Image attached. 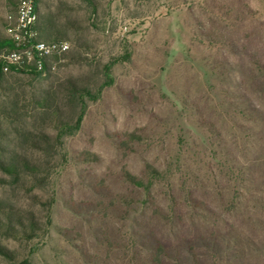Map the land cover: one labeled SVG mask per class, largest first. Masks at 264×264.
<instances>
[{
	"label": "rangeland",
	"instance_id": "rangeland-1",
	"mask_svg": "<svg viewBox=\"0 0 264 264\" xmlns=\"http://www.w3.org/2000/svg\"><path fill=\"white\" fill-rule=\"evenodd\" d=\"M37 1L69 52L0 82V145L48 161L38 189L0 186L40 226L0 237L13 261L264 264V0ZM17 2L0 0V37ZM123 54L77 129L47 151L25 144L57 134L38 99L65 110L64 85L97 90Z\"/></svg>",
	"mask_w": 264,
	"mask_h": 264
},
{
	"label": "trees",
	"instance_id": "trees-1",
	"mask_svg": "<svg viewBox=\"0 0 264 264\" xmlns=\"http://www.w3.org/2000/svg\"><path fill=\"white\" fill-rule=\"evenodd\" d=\"M86 2L92 9L96 10V5L93 0H82ZM37 10H38V1ZM16 7V6H15ZM15 9L13 10L14 13ZM7 26V20L5 19V28ZM47 26V27H46ZM37 31L39 33V38L45 42H57L65 41V36L62 33L55 29L54 26L50 23L41 27L38 24ZM67 42V41H66ZM13 45L10 43V40L5 37H0V51L11 50ZM69 52L63 53L60 57H52L47 62H44V68L41 71H30L24 67H18L17 69L10 70L8 72H3L1 69L0 63V82L2 77L6 73H15V74H34L40 76L43 72H47L50 68L51 63H57L61 61L64 55ZM129 55L123 54L120 58L113 59V62L108 63L103 68V74L105 77V82H103L100 87L92 91L88 86L89 84L78 85L76 83H67L64 85V101H65V110L62 109L57 103L56 100L51 97V95H46L41 99L36 101V108L39 110L40 114H43L47 117V125L54 127L57 130L55 137L50 136L44 131H41L39 134H36L32 137H26L25 144L28 147H31L33 150L47 151L48 149H53L57 147L59 138L69 132L77 129L80 126L82 117L87 108V101L95 102L100 98L101 91L104 87L109 86L112 81L110 79L111 65L115 61L127 60ZM81 55L79 51L72 52L70 59L72 61L81 60ZM119 59V60H117ZM67 109V110H66ZM2 114L3 111H0ZM43 156V155H42ZM51 157L50 155H45ZM44 157V156H43ZM48 161L46 159H32L26 154H21L12 151H6L0 145V173L4 176L0 177V186L6 184L8 181L12 183H22L24 186H27L28 191L33 189H38L42 180L47 177ZM150 176L156 174V171L152 168L148 169ZM8 180V181H7ZM132 184L136 186H144L145 190L149 189V185H143L141 182L130 178ZM40 230L39 223L37 219L31 213L24 214L21 210L0 203V237L3 238H18L21 236L29 235L35 233V231ZM0 256L8 260L10 264H18L13 261L14 255L7 249L3 248L0 245ZM19 264H27L23 261Z\"/></svg>",
	"mask_w": 264,
	"mask_h": 264
},
{
	"label": "built area",
	"instance_id": "built-area-1",
	"mask_svg": "<svg viewBox=\"0 0 264 264\" xmlns=\"http://www.w3.org/2000/svg\"><path fill=\"white\" fill-rule=\"evenodd\" d=\"M6 20L5 34L13 48L0 51L3 72L18 67L41 71L44 62L52 57H60L69 49L66 41L45 42L39 38L36 0H18L14 13L7 15Z\"/></svg>",
	"mask_w": 264,
	"mask_h": 264
}]
</instances>
